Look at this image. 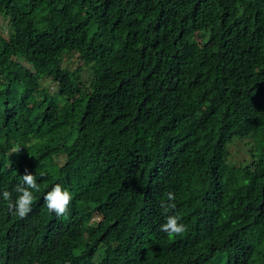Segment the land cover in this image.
Returning a JSON list of instances; mask_svg holds the SVG:
<instances>
[{
	"label": "trees",
	"instance_id": "1",
	"mask_svg": "<svg viewBox=\"0 0 264 264\" xmlns=\"http://www.w3.org/2000/svg\"><path fill=\"white\" fill-rule=\"evenodd\" d=\"M1 16L0 193L14 202L26 169L40 191L25 219L0 196V264H264V0H0ZM57 183L66 218L43 199Z\"/></svg>",
	"mask_w": 264,
	"mask_h": 264
},
{
	"label": "clouds",
	"instance_id": "2",
	"mask_svg": "<svg viewBox=\"0 0 264 264\" xmlns=\"http://www.w3.org/2000/svg\"><path fill=\"white\" fill-rule=\"evenodd\" d=\"M13 191L17 193L14 202L12 201L11 192L7 190L2 191L0 196L8 202V209L12 215L25 219L32 211L35 200L33 192L40 191L35 175L26 169L25 173L21 175L20 181L14 186ZM166 197V200L160 201V207L162 214L166 216V222L160 225L159 230L169 237L182 235L187 231V225L181 222L182 218L178 215L169 214L176 208L174 191H168ZM43 199L49 212H54L58 218H66L73 197L69 190L57 183L44 195Z\"/></svg>",
	"mask_w": 264,
	"mask_h": 264
},
{
	"label": "rangeland",
	"instance_id": "3",
	"mask_svg": "<svg viewBox=\"0 0 264 264\" xmlns=\"http://www.w3.org/2000/svg\"><path fill=\"white\" fill-rule=\"evenodd\" d=\"M0 24L3 26L4 28V34L6 37H10V24H9V20H4V18L1 16L0 17ZM78 59L77 56L73 57H67L65 58V62L63 64V67L74 70V64L76 63V65L78 64ZM81 76L83 78L84 81H90L93 77L92 74L89 73L88 68H84L81 72ZM54 90V87L52 88ZM229 161L236 163V164H246L249 162V160L247 159V155H245L244 152V147L242 143H236L232 146H230L229 148Z\"/></svg>",
	"mask_w": 264,
	"mask_h": 264
}]
</instances>
